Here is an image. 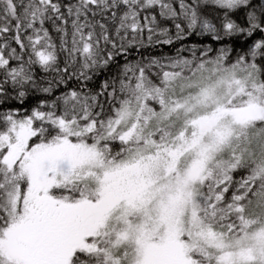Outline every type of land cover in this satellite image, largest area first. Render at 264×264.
<instances>
[{
  "label": "snow or ice",
  "instance_id": "1",
  "mask_svg": "<svg viewBox=\"0 0 264 264\" xmlns=\"http://www.w3.org/2000/svg\"><path fill=\"white\" fill-rule=\"evenodd\" d=\"M0 264H264V0H0Z\"/></svg>",
  "mask_w": 264,
  "mask_h": 264
},
{
  "label": "trees",
  "instance_id": "2",
  "mask_svg": "<svg viewBox=\"0 0 264 264\" xmlns=\"http://www.w3.org/2000/svg\"><path fill=\"white\" fill-rule=\"evenodd\" d=\"M165 51H167V49H165Z\"/></svg>",
  "mask_w": 264,
  "mask_h": 264
}]
</instances>
